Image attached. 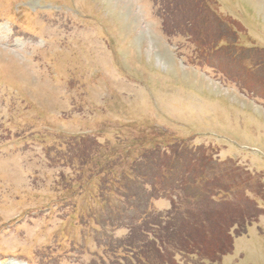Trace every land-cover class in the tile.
Returning a JSON list of instances; mask_svg holds the SVG:
<instances>
[{"label":"rangeland","instance_id":"rangeland-1","mask_svg":"<svg viewBox=\"0 0 264 264\" xmlns=\"http://www.w3.org/2000/svg\"><path fill=\"white\" fill-rule=\"evenodd\" d=\"M165 3L0 0V264L113 260L104 244L126 238L129 227L117 210L120 200L101 193V177L133 170L139 183H130L129 191L142 206L150 186L133 161L144 148L183 138L211 154L208 173L216 164L235 169L262 207L240 203L239 194L223 206L218 217L224 223L239 221V213L246 218L238 227L226 223L233 249L211 264H264L263 100L191 64L197 43L178 28L165 33L159 13ZM199 5L178 13L199 19L195 28H207L211 44H233L232 51L264 46L249 29L264 34V0ZM204 12L211 23L203 22ZM258 51L264 59V48ZM75 136L73 148L69 138ZM78 146L95 150L80 172L68 162L72 153L81 154ZM149 204L166 212L172 203L165 196ZM176 258L200 264L195 255Z\"/></svg>","mask_w":264,"mask_h":264},{"label":"trees","instance_id":"trees-1","mask_svg":"<svg viewBox=\"0 0 264 264\" xmlns=\"http://www.w3.org/2000/svg\"><path fill=\"white\" fill-rule=\"evenodd\" d=\"M188 1L192 5H189ZM188 1L183 0L179 4V0H166L164 10L159 11L165 33L171 35V31L178 28V31L197 43L199 59H214L216 64L213 66L229 75L241 88L264 97V75L255 73L259 68L264 70V59L257 57L258 49L238 46L232 48V51L230 46L233 44H211L213 37L210 33L208 35V29L195 28L199 19H183L179 16L181 12V15L189 14L186 11L203 3V0ZM208 13L204 12L205 16L201 18L206 24L212 22ZM211 17L213 23L218 21L213 15ZM233 22L238 25L236 21ZM204 35L208 41L203 38ZM77 137L69 138L73 148L79 145L75 141ZM86 138L84 136L79 140L84 142ZM187 141L172 139L168 144L144 148L139 159L133 161V165H139L137 169H145L146 172L140 178L150 186L148 196L145 195L147 200L142 206H139L138 202L143 200H138L137 195L129 191L132 190L130 183H139L134 179L133 170L132 173L124 172L121 178L114 175V172H109V177H101V193L110 194L115 197L112 199L120 200L121 207L117 210L129 231L126 238H111L104 244L108 246L107 252L111 253L113 260L106 262L102 257L97 264H181L176 258L178 254L183 257L195 255L200 264H203L202 260L211 264L217 261L221 254L232 251L233 239L228 224L236 223L238 227L246 217L239 213V221L224 223L218 216L222 215V208H225L223 206L233 205L238 194L241 196L240 203L244 205L257 206L256 201L241 187L242 183L236 179L238 172L235 169L227 170L216 164L212 172L208 173L206 165L210 164L208 157L211 154L202 146L189 147ZM80 148L78 146L77 149L81 154L75 152L68 158L69 163L77 166L78 172L81 171V165L94 158L95 152L92 146L82 151ZM139 160L142 161L136 162ZM165 196L170 197L172 203L169 210L161 212L150 207L151 198ZM199 209H205L206 212L212 209L213 212L211 215H206L205 212L204 216L197 218Z\"/></svg>","mask_w":264,"mask_h":264},{"label":"crops","instance_id":"crops-1","mask_svg":"<svg viewBox=\"0 0 264 264\" xmlns=\"http://www.w3.org/2000/svg\"><path fill=\"white\" fill-rule=\"evenodd\" d=\"M249 29H250L253 33L257 34V36L260 37L261 40L264 42V34H263V37H262V36H261V33H258L257 31H255V30L253 29V27H250ZM260 31H261V30H260Z\"/></svg>","mask_w":264,"mask_h":264}]
</instances>
